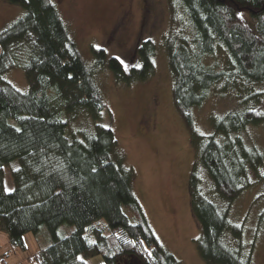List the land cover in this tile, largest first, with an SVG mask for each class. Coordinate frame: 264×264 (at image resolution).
<instances>
[{
    "label": "trees",
    "instance_id": "16d2710c",
    "mask_svg": "<svg viewBox=\"0 0 264 264\" xmlns=\"http://www.w3.org/2000/svg\"><path fill=\"white\" fill-rule=\"evenodd\" d=\"M7 1L22 12L0 29V232L12 248L0 264H88L95 256L102 264L123 257L182 264L154 234L132 190L135 172L112 129L101 123L110 124L111 112L97 73L107 69L125 86L147 80L154 73V42L137 47L139 67L125 68L93 46L88 63L53 0ZM166 2L162 45L171 97L194 151L188 196L199 227L195 248L204 264H251L244 227L231 220L229 208L245 189L264 182V151L242 138L250 126H264V0ZM14 68L23 71L27 91L5 80ZM216 87L234 96L237 108L210 115L212 131L201 133L193 110ZM199 168L212 192L201 187ZM256 224L264 230V208ZM28 233L36 251L10 263V252L26 250Z\"/></svg>",
    "mask_w": 264,
    "mask_h": 264
},
{
    "label": "rangeland",
    "instance_id": "374dc122",
    "mask_svg": "<svg viewBox=\"0 0 264 264\" xmlns=\"http://www.w3.org/2000/svg\"><path fill=\"white\" fill-rule=\"evenodd\" d=\"M69 35L88 63L93 61L90 47L103 48L107 57H119L122 65H139L137 47L151 39L157 48L153 75L143 82L129 86L118 84L106 69L98 72L96 82L111 112L109 126L125 155V165L135 172L133 193L159 242L182 264H204L194 240L199 227L192 216L188 196V178L194 151L189 143L183 121L174 108L171 97V77L163 49V37L169 14L166 0H53ZM22 9L0 0V29L19 16ZM5 80L18 90L28 89L23 71L14 68L4 74ZM236 99L229 93L212 89L204 104L193 110L194 123L201 133L210 134V115H223L237 108ZM259 102L264 104V94ZM76 122H72V126ZM81 124V119H79ZM77 127V126H76ZM247 145L264 151V126H250L242 134ZM201 187L209 192L210 181L199 168ZM5 187L12 189L8 173ZM203 185V186H202ZM264 182L245 189L229 208L231 220L244 227L242 243L245 252L251 251V264H264V230L257 227V215L264 208ZM210 197L222 206L215 195ZM228 238V235L226 239ZM26 250L15 249L6 259L25 262L37 249L33 234L24 235ZM12 250L4 233L0 232V257ZM120 258L117 264H137ZM88 264H102L100 256Z\"/></svg>",
    "mask_w": 264,
    "mask_h": 264
},
{
    "label": "snow or ice",
    "instance_id": "6c2138e0",
    "mask_svg": "<svg viewBox=\"0 0 264 264\" xmlns=\"http://www.w3.org/2000/svg\"><path fill=\"white\" fill-rule=\"evenodd\" d=\"M237 15H241L240 13H237ZM98 47V46H97ZM117 59H119V57H117ZM121 63H123V61H121ZM137 67H139V65H136ZM6 191H11V189H5ZM78 259H80L79 257H78Z\"/></svg>",
    "mask_w": 264,
    "mask_h": 264
}]
</instances>
